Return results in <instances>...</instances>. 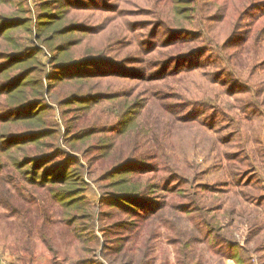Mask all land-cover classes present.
Instances as JSON below:
<instances>
[{
  "label": "rangeland",
  "instance_id": "1",
  "mask_svg": "<svg viewBox=\"0 0 264 264\" xmlns=\"http://www.w3.org/2000/svg\"><path fill=\"white\" fill-rule=\"evenodd\" d=\"M3 1L0 0L1 12L21 11L22 16L33 21L29 37L42 48L38 59L48 66L51 54L36 38L39 0ZM120 1L119 7H126ZM131 1H138L156 14L170 15L158 0ZM254 7L240 24L232 21L222 27L215 21L207 22L206 32L196 41L201 46L200 53L173 65L160 80L147 84L142 93L144 107L136 121L146 124L148 145L157 150L162 147V151L158 150L159 178L171 179L165 193L149 194V199L158 204L148 211L127 209L111 202L114 194L124 193L131 186L113 182L106 176L111 160L99 159L102 154L95 150L96 137L75 143L76 149L62 140L67 119L75 117L80 128L91 125L106 129L105 119H90L93 109L86 115L82 108L77 112L67 106L59 108L55 99L67 91L68 87H63L65 81L45 90L44 102L49 109L40 115L60 134L52 140L47 138L48 147L31 148L28 144L25 154L42 148L48 151L51 146L60 153L58 160L65 156L63 151L76 157L72 167L79 175L76 178L81 183L84 207L64 208L44 187H25L18 180L13 181L14 176L0 177V264H264V96L256 97L264 90V68L261 64L253 68L260 60L253 50L264 49V1ZM198 8L189 11L196 16L194 21L169 24L164 19L161 29L182 26L200 29ZM108 15L111 14L96 12L80 17L91 25H103L104 21L112 20ZM133 19L144 16L123 18L125 22ZM146 19L151 24L160 21L157 16ZM238 24V33L230 37L228 31ZM259 28L263 29L257 34ZM113 33L111 24L106 32L91 36L95 54L108 45ZM174 37L183 38L171 39ZM84 38L83 46L87 43V37ZM226 40L230 49L220 51L219 56L215 43ZM170 49L161 48L160 52L166 55ZM207 60L210 64L204 66ZM200 64L204 71L189 69ZM126 79V84L113 83V88L137 83L142 90L141 84L147 83L144 79ZM175 90L192 101L183 100L182 94L173 93ZM195 99L194 105L191 104ZM183 104L187 106L182 108ZM99 117L100 113L95 118ZM125 145L129 149L128 141ZM153 173L150 166H132L115 179L143 185L142 178ZM116 183L119 186H114ZM201 185L220 187L219 191L224 192L199 190ZM229 193H234L231 204L224 201L223 207L217 209ZM15 208L21 210L20 223L18 216L9 215ZM222 208L233 212L224 214ZM42 209L50 220L44 231L40 228ZM68 213L83 214L85 219L66 224Z\"/></svg>",
  "mask_w": 264,
  "mask_h": 264
},
{
  "label": "trees",
  "instance_id": "2",
  "mask_svg": "<svg viewBox=\"0 0 264 264\" xmlns=\"http://www.w3.org/2000/svg\"><path fill=\"white\" fill-rule=\"evenodd\" d=\"M13 1L8 0L9 3ZM113 1H37L36 8L39 12L36 38L40 42L38 44L45 47L51 54L48 66L38 59L42 48L29 37L33 21L25 15L22 16L21 11H0V170H4V173H0V177L14 176L15 178L11 177V179L18 180L25 187H44L52 199L64 208L76 210L84 207L81 183L76 178L79 175L72 167L77 162L76 157L63 151L65 156L58 160L60 153L51 149V146L48 151L43 150L45 146H49L50 141L47 138L52 140L60 134L52 129L40 115L42 111L49 109L44 102L45 90L51 88L54 83L56 86V82L65 81L63 87H68L67 91L64 94L60 93L59 98L55 99L59 108L67 106V109L71 108L72 112L82 108L86 115L88 110L93 109L90 119H105L104 126L108 129L100 126L91 127V125L80 128L74 117L70 121L66 120L62 140L70 148L76 149L75 143L96 137L95 150L102 154L99 159L111 160V166L106 169V176L113 182L120 181L131 186V189L124 193L114 194V197L110 199L111 202L118 203V206L127 209H140L145 212L153 204H158L149 199V194L157 191L165 193L168 190L167 184L171 181L166 178L160 179L158 175L160 169L158 150L162 151V147L159 146L157 150L156 147L149 146L146 124L141 120L136 121L144 107L145 100L142 93L147 90V84L160 80L173 68V65L185 59L194 58L197 53H200L202 49L201 46L196 45V41L201 38L202 32H206L207 22L215 21L222 27L229 26V23L231 25L232 21L240 24L248 12L264 0H158V4L161 3L170 15L149 11L138 1L123 0L126 7H119L118 0ZM142 1L149 2V0ZM1 2L4 1L1 0ZM197 7L200 12L198 20L202 22H200V29L185 26L161 29L160 24L164 19L169 24L194 21L196 16L189 14V11L191 12L194 8L197 10ZM16 12L21 15H17ZM96 12L111 14L106 17H111L112 20L104 21L103 25L101 23L91 25L89 20L84 19L85 15ZM187 12L189 15H183ZM68 15L70 19L67 20ZM124 16L131 18L144 16V19L125 22ZM146 16L155 18L157 16L160 21L148 23ZM258 20L259 18L256 20L257 23ZM111 24H113L114 33L110 35V42L95 54L97 50L92 46L91 36L106 32ZM126 24L129 26L126 27ZM149 24H151L150 28H148ZM239 24L228 31L230 37L238 33ZM263 28H259L257 34ZM172 36H181L184 39L180 40L176 37L171 39ZM84 37H87L85 46L82 44V41L86 40ZM215 45L218 46L214 47L219 50L217 51L219 56H221L220 51L227 52L230 49L228 40ZM161 48L171 49L165 55L164 52H160ZM255 49L253 51L260 60L253 65V68H257L259 64L264 68V49ZM203 64L209 65L210 61L207 60ZM204 66L200 64L189 69L198 68L204 71ZM210 74L207 72L208 77ZM126 78L144 79L147 83L141 84L142 90L137 83L130 85L131 87L113 88V83L126 84L124 81ZM173 93L182 94L178 90ZM182 95L183 100L192 101L185 97L186 94ZM262 96H264V90L256 95L257 98ZM196 101L197 99L193 100L191 104L194 105ZM104 103L108 107H104ZM72 106L75 109H72ZM185 106L187 105H181L182 108ZM96 108H100L101 111H97ZM98 113L100 117L95 118ZM16 127L22 130L18 131ZM127 129L130 131L126 134ZM108 133H110L109 136H107ZM127 141L130 145L129 149L127 145L124 146ZM28 144L31 148L43 147L42 151L25 154V146ZM132 166H150L154 173L142 178L143 185L121 178L115 179ZM161 180L163 182L159 184ZM114 186H119V183ZM198 189L211 190L217 194L224 192L219 191L220 187L214 188L207 185H201ZM232 198L234 193L226 195L217 209L223 207L224 201L231 204ZM222 209L224 214L233 212V209ZM20 211L16 208L9 211L11 218L18 216L19 223ZM196 211H199V208ZM66 217L64 221L66 224L85 219L80 213H68ZM49 221L47 212L42 209L40 228L43 231ZM22 223L28 225L25 222Z\"/></svg>",
  "mask_w": 264,
  "mask_h": 264
}]
</instances>
